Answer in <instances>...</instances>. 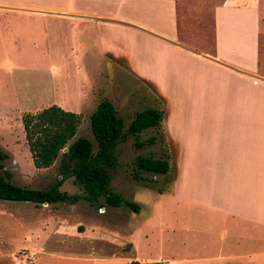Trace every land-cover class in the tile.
<instances>
[{
  "label": "crops",
  "instance_id": "crops-1",
  "mask_svg": "<svg viewBox=\"0 0 264 264\" xmlns=\"http://www.w3.org/2000/svg\"><path fill=\"white\" fill-rule=\"evenodd\" d=\"M260 1L0 0V47H12V65L0 62V148L8 151V144L18 145L15 139L23 146V131L15 135L11 121L18 117L17 129L22 130V112L38 109L35 99L10 93L13 76L6 71L21 60V47H27L28 61L32 53L36 61L37 42L52 41L54 22L78 30L84 40L78 38L77 45L85 44V31L90 30L95 35L89 44L96 47L101 42L99 29L119 33L126 43L139 37L135 44L143 68L156 70L158 79H172L173 94L189 95L187 102L174 103L172 135L178 146L173 155L176 206L188 205L197 232L193 244L206 253L193 262L264 264ZM93 96L92 88L79 96L85 108L94 109ZM56 105L81 109L78 103ZM5 108L15 111L12 117L2 111ZM182 187L188 191L182 192ZM241 247L247 252H240ZM211 253L216 256H208Z\"/></svg>",
  "mask_w": 264,
  "mask_h": 264
},
{
  "label": "rangeland",
  "instance_id": "rangeland-1",
  "mask_svg": "<svg viewBox=\"0 0 264 264\" xmlns=\"http://www.w3.org/2000/svg\"><path fill=\"white\" fill-rule=\"evenodd\" d=\"M258 26L260 41L264 43V0L260 1ZM51 31V42H37L36 61L33 53L28 61L27 47H21V60L6 71L13 76L11 94L14 90L36 100L38 109L32 112L50 102L78 103L80 111H71L81 115L73 138H88L93 151L96 143L88 119L92 109L85 108L79 98L90 88L94 95L90 105L101 98L110 100L124 128L137 111L147 107L160 110L162 116L157 126L128 135L115 146L117 165L110 171V191L135 202L137 211L123 204L110 206L102 197L89 204L83 198L82 187L72 177L64 179L59 190L77 195L74 203L0 199V264H197L194 259L204 258L206 253L198 252L193 244L197 233L193 219L189 217L188 205L176 206L179 188L174 189L173 155L178 146L172 135L173 107L175 101L187 102L188 93L173 94L172 79H158L156 70L143 68L141 51L135 44L139 37L132 36L131 44L119 33L99 29L101 42L96 47L89 44L94 31H85L89 36L84 45H77L81 36L75 28L66 29L54 22ZM9 48L12 49L0 47V62L11 66ZM103 50L106 55L102 56ZM148 73L153 75L149 77ZM2 111L10 117L15 112L9 108ZM12 120L15 135L16 131L22 134L21 128L17 129L18 117ZM150 137L153 140L147 143ZM15 141L18 145L8 144V151L1 147L7 153L2 163L11 182L41 189L59 178V157L47 168H34L25 143L22 146L19 139ZM136 156L164 158L170 169L166 174L141 172V178L134 179ZM181 191L188 189L182 187Z\"/></svg>",
  "mask_w": 264,
  "mask_h": 264
},
{
  "label": "trees",
  "instance_id": "trees-1",
  "mask_svg": "<svg viewBox=\"0 0 264 264\" xmlns=\"http://www.w3.org/2000/svg\"><path fill=\"white\" fill-rule=\"evenodd\" d=\"M161 116L160 110L147 107L137 111L124 128L112 102L101 98L88 117L90 132L96 143L93 151L88 138H73L81 121L80 114L63 110L56 104L33 113H23L20 117L21 126L32 165L34 168H47L59 157V178L41 189L14 184L2 163L7 153L0 148V199L38 204L74 203L77 195H68L59 190L61 182L72 177L74 182L82 187L83 198L89 204L97 203L102 197L110 206L123 204L137 211L138 205L135 202L123 199L118 193L110 191V171L117 165L115 146L128 135H135L145 128L157 126ZM152 140L150 137L146 142L151 143ZM138 145L141 146L142 143ZM133 165L134 179H140L141 172L166 174L170 169L166 159L150 156H136Z\"/></svg>",
  "mask_w": 264,
  "mask_h": 264
},
{
  "label": "water",
  "instance_id": "water-1",
  "mask_svg": "<svg viewBox=\"0 0 264 264\" xmlns=\"http://www.w3.org/2000/svg\"><path fill=\"white\" fill-rule=\"evenodd\" d=\"M64 150H65V148L62 149V151H64ZM42 204H46V202H42Z\"/></svg>",
  "mask_w": 264,
  "mask_h": 264
}]
</instances>
